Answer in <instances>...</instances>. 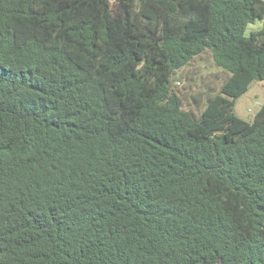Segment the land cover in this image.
Listing matches in <instances>:
<instances>
[{"label": "trees", "instance_id": "1", "mask_svg": "<svg viewBox=\"0 0 264 264\" xmlns=\"http://www.w3.org/2000/svg\"><path fill=\"white\" fill-rule=\"evenodd\" d=\"M254 80L264 0H0V264H264Z\"/></svg>", "mask_w": 264, "mask_h": 264}, {"label": "rangeland", "instance_id": "2", "mask_svg": "<svg viewBox=\"0 0 264 264\" xmlns=\"http://www.w3.org/2000/svg\"><path fill=\"white\" fill-rule=\"evenodd\" d=\"M259 26V21L248 24L246 34ZM222 75L224 74L220 68L215 66L210 56L204 53L196 56L190 64L178 71L175 78L180 81V86L184 85L193 92L205 90L208 85L214 86V90L217 91ZM262 102H264V81L254 80L247 91L237 98L234 112L240 118L250 121Z\"/></svg>", "mask_w": 264, "mask_h": 264}, {"label": "built area", "instance_id": "3", "mask_svg": "<svg viewBox=\"0 0 264 264\" xmlns=\"http://www.w3.org/2000/svg\"><path fill=\"white\" fill-rule=\"evenodd\" d=\"M111 3L113 2V1H115V0H109Z\"/></svg>", "mask_w": 264, "mask_h": 264}]
</instances>
